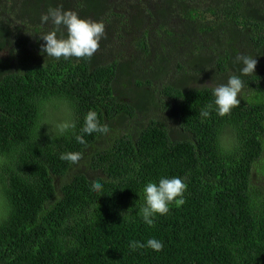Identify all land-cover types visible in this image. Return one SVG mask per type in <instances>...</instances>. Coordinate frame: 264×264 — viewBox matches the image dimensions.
<instances>
[{
	"label": "trees",
	"instance_id": "16d2710c",
	"mask_svg": "<svg viewBox=\"0 0 264 264\" xmlns=\"http://www.w3.org/2000/svg\"><path fill=\"white\" fill-rule=\"evenodd\" d=\"M153 2L0 0V264H264V0ZM49 8L104 23L90 59L42 51ZM232 75L240 105L221 117L212 90ZM90 110L107 135L80 132ZM172 177L185 203L149 227L143 189ZM152 238L161 251L129 247Z\"/></svg>",
	"mask_w": 264,
	"mask_h": 264
},
{
	"label": "clouds",
	"instance_id": "9594fccd",
	"mask_svg": "<svg viewBox=\"0 0 264 264\" xmlns=\"http://www.w3.org/2000/svg\"><path fill=\"white\" fill-rule=\"evenodd\" d=\"M42 23L51 22L53 28L51 31L43 34L40 38L45 42L41 45L43 52L47 57H53L57 60L63 58H91L100 47V40L105 35V25L103 22H96L90 19L81 18L75 11L63 10L62 8H49L47 13L42 14ZM66 30L67 35H63ZM57 33H60L58 36ZM236 62L243 66L240 68L241 76L252 75L255 72L257 60L250 56L238 55ZM206 86V85H202ZM244 87L240 76L232 75L226 84H221L213 88L214 104L216 112L223 117L230 114L231 110L240 105V93ZM213 105L210 103L201 110L200 115L203 118L210 116ZM75 123H64L59 126L60 131H67L69 128L75 129ZM110 129L107 124H100L97 113L89 111L84 117L81 133L91 135L99 133L107 135ZM75 139L79 144L87 146L83 135H75ZM62 161H68L71 164H78L82 159V153L66 152L59 157ZM187 185L179 177L161 178L157 183L149 182L143 189L144 206L139 209V215L145 224L154 227V217L157 215H166L173 203L179 207L185 203L183 199ZM92 189L101 191L102 185L92 182ZM129 247L135 251L138 248H150L154 251H161L163 243L155 238L149 239L146 244L137 241H130Z\"/></svg>",
	"mask_w": 264,
	"mask_h": 264
},
{
	"label": "rangeland",
	"instance_id": "374dc122",
	"mask_svg": "<svg viewBox=\"0 0 264 264\" xmlns=\"http://www.w3.org/2000/svg\"><path fill=\"white\" fill-rule=\"evenodd\" d=\"M121 3L123 5H125L124 7L128 8V9H129L128 5L134 4V3H137L136 5H139V6H140V4H141V6L145 5L148 8H154V6H155V3L154 2L152 3V0H121ZM145 17H146V15H145ZM179 25H180V22H174V24H173V26H175V27H178ZM134 29L138 30L139 28H134ZM122 45L123 46H121V47L118 46V45L114 46L113 44L111 46L112 47L114 46V49H115L116 53H118V54L119 53H123L126 58H128L131 55V53H134L133 45L129 41L123 42ZM124 56H123V58H124ZM2 57L3 58L9 57V51H6V52L2 53ZM206 83H207V85L216 86L213 83H210L208 81H206ZM65 114H67V112L66 111H62V116H65ZM168 116H170V114L168 113L167 110H163V109L158 110L157 109L156 111L153 110L152 112H150L148 118H149V120L160 118L161 120L164 121V119L166 117H168ZM171 128L174 129V128H177V127L174 126V125H171ZM0 206H1V201H0Z\"/></svg>",
	"mask_w": 264,
	"mask_h": 264
}]
</instances>
